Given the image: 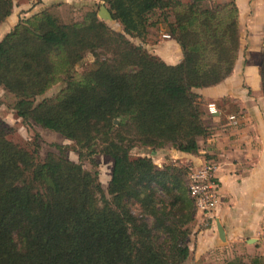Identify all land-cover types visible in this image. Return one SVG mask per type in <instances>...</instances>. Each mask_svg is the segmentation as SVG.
I'll use <instances>...</instances> for the list:
<instances>
[{"label":"trees","instance_id":"1","mask_svg":"<svg viewBox=\"0 0 264 264\" xmlns=\"http://www.w3.org/2000/svg\"><path fill=\"white\" fill-rule=\"evenodd\" d=\"M17 1L0 0V24ZM101 1L122 32L95 12L63 23L44 9L0 39V87L15 98L16 116L74 141L80 160L98 153L112 160L106 197L97 170L63 152L38 161L36 148L20 147L0 128V264H182L188 257L195 211L185 168L159 169L130 151L170 145L198 154L197 140L208 130L194 90L232 73L238 7L235 0L214 7L201 0ZM155 11L180 48L177 63L128 38L144 40ZM88 53L93 68L74 80V66ZM258 73L264 98V50ZM60 79L65 87L58 95L37 101ZM225 264H264V258L236 256Z\"/></svg>","mask_w":264,"mask_h":264},{"label":"crops","instance_id":"2","mask_svg":"<svg viewBox=\"0 0 264 264\" xmlns=\"http://www.w3.org/2000/svg\"><path fill=\"white\" fill-rule=\"evenodd\" d=\"M76 1L80 0H34L30 8L15 4L0 24V39L20 15L50 9L57 2ZM163 36L160 46L164 49L154 54L168 64L179 62L182 56L178 44L167 33ZM194 91L204 103L202 120L208 134L198 138V154L172 148L171 152L193 168L206 160L216 162L219 197L212 211L195 212L184 264H225L242 252L264 258V98L258 67H239L236 60L232 73L221 83ZM210 102L216 105L218 114L207 111ZM236 112L240 114L239 125L228 127L226 116ZM218 226L223 238L219 237Z\"/></svg>","mask_w":264,"mask_h":264},{"label":"rangeland","instance_id":"3","mask_svg":"<svg viewBox=\"0 0 264 264\" xmlns=\"http://www.w3.org/2000/svg\"><path fill=\"white\" fill-rule=\"evenodd\" d=\"M93 1L94 0H80L72 4L57 2L53 6H50L48 11L63 23L80 22L88 12H95L97 17L102 20V18L98 16L99 8L102 5L105 8L107 7L101 0H96V2ZM182 1L187 2L191 0ZM201 1L204 6L207 5L214 7L216 4L221 5L223 2L229 0ZM33 2L34 0L27 3L18 0L15 4L19 6L22 3L23 6L25 5L27 8H30V6L34 4ZM235 2L237 7H239V48L237 53V64L239 67L253 66L259 68L264 50V15H262L264 12V0H235ZM29 16L30 15H20L19 19L27 18ZM147 17L151 26L148 29V34L145 39L140 40L134 37L128 38L133 44L143 46L152 54H154V51L161 53L164 49L160 46L164 39L163 35L166 33L168 34L167 22L164 21L163 16L159 11L149 14ZM169 20H172V17H169ZM105 22L115 32H122V27L117 21L105 20ZM93 62L94 57L90 53L86 54L84 58L74 66L72 70L73 79L79 80L85 70L93 68ZM64 87L65 82L60 79L42 96H39L37 101H40L43 98L55 97ZM14 102L15 98L0 87V128H5L7 130V139L28 151H33L34 148H36L38 161H42L47 153L60 155L59 153L63 152L70 161L80 163L84 169L88 171L97 170L100 185L104 190L106 197H109L107 194V186L112 169L111 158L98 153L93 156L92 161L86 157L80 160L75 149L74 141L62 136L56 131L42 127L36 123L23 121L22 118L16 116L15 111L13 110ZM202 108L204 109V103ZM152 152L153 153H150L148 148L134 147L130 151V154L132 156L150 157L155 166L159 169H162L164 166H169L171 169L185 168L184 180L187 187L189 174L198 167L193 168L191 163H188L182 157L173 155L170 145H166L163 148ZM131 209L133 213H138L136 206H132ZM251 256L252 255L248 253L242 252L239 257L248 261Z\"/></svg>","mask_w":264,"mask_h":264},{"label":"built area","instance_id":"4","mask_svg":"<svg viewBox=\"0 0 264 264\" xmlns=\"http://www.w3.org/2000/svg\"><path fill=\"white\" fill-rule=\"evenodd\" d=\"M211 114H218V109L213 102L206 105ZM226 125L236 127L240 122V115L235 113L226 116ZM217 164L213 160H206L188 176V195L193 201L196 212L206 213L212 211L218 202L219 183L215 175Z\"/></svg>","mask_w":264,"mask_h":264},{"label":"water","instance_id":"5","mask_svg":"<svg viewBox=\"0 0 264 264\" xmlns=\"http://www.w3.org/2000/svg\"><path fill=\"white\" fill-rule=\"evenodd\" d=\"M98 16L100 18H102L103 20H112L110 12L103 5L100 6V8H99ZM217 228H218L219 237L223 238V230H222V228L219 227V226Z\"/></svg>","mask_w":264,"mask_h":264}]
</instances>
